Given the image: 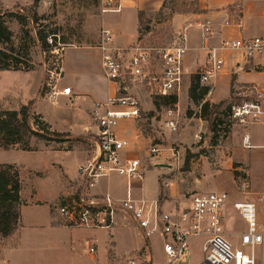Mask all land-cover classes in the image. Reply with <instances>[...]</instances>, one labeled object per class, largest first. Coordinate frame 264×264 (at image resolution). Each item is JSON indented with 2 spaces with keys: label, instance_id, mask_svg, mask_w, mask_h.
Returning a JSON list of instances; mask_svg holds the SVG:
<instances>
[{
  "label": "crops",
  "instance_id": "1",
  "mask_svg": "<svg viewBox=\"0 0 264 264\" xmlns=\"http://www.w3.org/2000/svg\"><path fill=\"white\" fill-rule=\"evenodd\" d=\"M124 1L120 12L105 15V26L114 33L115 44L121 47L132 45L138 40L139 12H157L165 0ZM235 1L199 0L201 9L199 13L179 14L173 18L175 29L180 24L182 26L188 23L191 25L190 31L194 29L196 32L193 35L189 33L188 36V52L185 57V70L188 74L196 73L202 65L206 66L209 53L213 49L218 56H223L226 60L223 71L218 75L224 84L225 93L217 98L220 90L218 78L215 77L216 79L213 78L208 83L210 91L205 101L212 104H219L227 100L233 89L237 96H245L251 93L249 89L252 88V84L257 83L264 87V72L255 71L258 68L264 71L262 60L254 58L247 61L240 51L220 50L222 44L227 41L264 36V16L261 13L264 8V0H245L248 7L256 10V14L245 15L243 23L237 24L229 20L230 12L227 9ZM207 22L210 23L214 34L206 39L200 24L205 25ZM85 49L91 48L69 47L61 55V81L71 88V96L62 95L60 91L54 98L38 97L35 94L31 98H27V101L35 100V114L40 115L42 120L50 125L52 131L73 136L68 137L59 145L64 146L67 143L71 145L55 147V144H51L53 143L51 142L43 144L36 151L0 149V154L3 157L0 159V164L19 168L23 203L21 219L14 234L6 238L0 236V264H111L113 262L116 264L114 258L120 255L121 248L125 245L133 246V253H136V256L144 248H149L153 262L155 255L166 257L163 240L162 248L154 250L152 239L158 235L146 241L141 230L125 213L117 215V222L110 229H85L67 226L56 212L55 205L60 199L72 197L79 191V168L97 153L96 142L95 146H89L80 140L85 135V129H89L94 124L91 116L94 106L96 103H106L114 93L112 85L103 76H99L103 81L102 87L96 86L98 85V75L95 73V69L93 70L88 65L82 53ZM68 66L69 68H67ZM233 74L235 75L234 82H232ZM39 84L40 81L36 87L38 90ZM190 102L189 98L188 104H193ZM144 107L152 109L149 103L144 104ZM93 127L96 130L95 125ZM132 127V123L124 122L120 131L133 138L135 131L132 130ZM256 127L258 126L244 129V134H250L256 147L242 149L240 146L241 143L243 145V134L241 139H235L238 148L235 149L233 156L234 162L241 165L235 169L241 172L239 178L244 176L240 169H244L243 171L247 174L252 190L249 197L252 199L258 198L264 188V150L261 148L264 140L255 141L252 130ZM250 150L263 152L261 172L258 170L254 157H236L238 151L245 153ZM171 166L173 167V165ZM154 168H157L154 184L152 185L150 182L149 184H136L132 190L133 195L146 201H157L161 213H171L175 209L188 207V202L185 205L182 202L177 187L173 186L170 189L174 185L173 180L164 178L168 183V192L165 189L166 192L163 196L161 195V177L168 174V171H166V167H162L161 163L154 165ZM235 170L226 169L231 175L233 189L216 190L231 192L232 202L242 198L240 193L238 195L236 192L238 185L234 180ZM221 171L223 170H219L217 173ZM42 183L46 184L44 189L38 186H42ZM203 190L204 192L211 191L205 187ZM107 192L117 199H124L127 195V181L117 176L103 178L92 191L96 196ZM232 214L236 213L230 208L225 220V229L228 233L232 231H228L226 223ZM199 239H193L191 246L194 249L196 246L200 247L202 253L204 240L201 239L200 242ZM92 248L95 250L93 253L90 252Z\"/></svg>",
  "mask_w": 264,
  "mask_h": 264
},
{
  "label": "built area",
  "instance_id": "2",
  "mask_svg": "<svg viewBox=\"0 0 264 264\" xmlns=\"http://www.w3.org/2000/svg\"><path fill=\"white\" fill-rule=\"evenodd\" d=\"M124 0H102L104 14L121 11ZM205 38L214 31L207 22L200 24ZM191 25L186 23L172 31L165 41H149L148 32L127 47L117 46L114 33L104 26L99 35L96 49L100 54L101 69L105 79L112 85L114 93L106 103H96L92 119L96 127L97 153L79 168L80 189L72 197L62 198L55 205L56 212L70 227L85 229H110L117 222V215L125 213L141 230L146 241L160 236L164 244L166 263L173 264L189 255L193 239L204 240L203 260L199 264H260L258 251L264 252V188L258 198H250L249 179L245 171L240 178L238 192L241 199L232 202L230 194L224 191L193 193L187 199L188 207L161 213L157 201L136 198L132 190L136 184H143L146 162L134 156V140L121 132L122 123H132L135 138L150 141V161L161 156V143L154 136H144L143 117L146 112L157 113L152 122H157L170 133H178L182 94L187 85L185 57L188 52V36ZM146 36V37H145ZM220 50L240 51L247 61L258 58L264 63V36L224 42ZM213 49L208 62L199 72L201 84H208L224 69L226 60ZM257 91L256 98L232 106L231 118L244 129L250 126L264 127V91ZM71 96L70 87L61 91ZM176 99L174 104L164 103ZM149 103L152 109L146 110ZM86 131L89 129H85ZM201 140V136L197 135ZM243 146H256L250 134L243 136ZM264 150V144L261 146ZM151 164V163H150ZM113 176L127 181V195L115 198L110 192L96 196L92 193L99 181ZM167 188L168 183L163 182ZM232 209L245 224L244 231L233 236L226 232L225 220ZM149 247V245H147ZM95 250L92 248L90 252ZM129 264H136L131 260ZM138 264H155L151 256Z\"/></svg>",
  "mask_w": 264,
  "mask_h": 264
},
{
  "label": "rangeland",
  "instance_id": "3",
  "mask_svg": "<svg viewBox=\"0 0 264 264\" xmlns=\"http://www.w3.org/2000/svg\"><path fill=\"white\" fill-rule=\"evenodd\" d=\"M33 2L34 0H0V12L10 11L19 14L29 13ZM180 4H182L184 9L191 7L194 9L198 8V12H184V10H182L179 13L167 9L164 16L160 17L156 15V12H145L146 15L143 20L145 22L151 20V33L147 36V40L151 42L165 41L175 29L173 26V18L176 15L197 14L201 11L199 0H180ZM247 4L248 3H246L245 0H236L227 7L230 12L229 20L236 24L243 23L242 20L245 15H255L256 10H253L252 7H248ZM261 13L264 16V8H262ZM38 14L40 17H43V19L36 26V29L43 30L47 35H50V33H56V46H52L51 51L44 52L41 48V44L35 42L30 50L33 65L31 71L0 72L1 111L19 110L22 105H27L30 101H35H27V98H31L34 94L38 97L54 98L60 91L68 87L65 82L61 81V55L64 50L69 47L91 48L85 49L82 53L86 58L88 65L91 66L93 70L95 69V73L98 75V85L96 86L99 88L102 87L103 81L99 76L104 77V74L101 69L99 52L96 50L100 31L105 26V15H107L102 12V0H41L38 5ZM9 26L14 33L17 44L23 48H27L28 42L25 40L22 33L24 28L19 20L16 18L9 19ZM180 26L181 24L178 25L177 28ZM26 28L32 29L33 25L29 23ZM194 33L196 34L195 30L192 29L190 35H193ZM51 37L52 36L48 38V42L50 45H54V43L52 44ZM205 67L206 66L202 65L194 74L187 73V85H191L194 78L193 76L202 72ZM67 68H69V66ZM255 71L264 72L263 69L260 68ZM216 78L220 80L218 82L220 88L218 93L219 97H217L220 98L225 93V89L223 90L224 84L221 81V78L218 76ZM232 79V82H234V74L232 75ZM39 81L40 84L38 90L36 87ZM208 85L209 84H203L202 86L206 87ZM251 86L258 91L264 90V87L257 83L252 84ZM231 92V96L227 100L221 102L224 103V106L221 107L222 113L218 116L219 122L217 131L215 132L211 129L210 122H206L200 118L201 106L188 104L189 98H187L186 91L181 97L183 101L181 102L182 110L180 112L178 133H170L164 129V126L159 127L156 121L152 122V119L157 116V113H145L143 120L140 122L143 125L142 129L144 136L146 138L148 136H154L157 140L156 143H161L162 147L160 148L161 156L157 160L150 161V141L147 139L144 140V138L136 139L134 137V132V156H138L143 162H146L147 165L149 164L148 170L145 171L143 180L144 184H149V182L152 183V185L154 184L155 171L157 170V168H154V165L161 163L162 167H166V171H168V174L161 177V195L163 196L164 192H166L165 189H167L163 185V182H165L164 178L173 180L174 185H172L170 189H172L173 186L174 188L177 187L176 189L179 191L184 205L193 193H208L204 192V187L210 189L212 192L222 188L227 190L233 189L231 175L226 169L233 171L241 166L234 162L233 156L236 151L235 149L238 148L235 144V139H241L245 131L237 121H234L231 118V115L229 116V113L228 111L226 112L225 108L230 105H239L255 99L257 91L253 90L252 93L245 96H237L234 89ZM34 109L35 105L32 106L31 113H35ZM94 125L95 124L91 125L89 130H85V135L80 138L81 142L87 143L89 146H95L97 138L96 130L93 127ZM132 128V130H134V127ZM252 133L255 137V141L259 142L264 140V127L258 126L252 130ZM69 135V137H73L71 134ZM197 135H200L202 139H197ZM67 139L68 136H64V140ZM43 144L46 143L33 139L31 147L33 149H39ZM51 144H55V147H69L71 145L70 143H67L63 146L59 145L61 143L56 142ZM240 147L244 149L242 143ZM240 156L254 157L256 159L258 170L261 172L263 165L262 151L250 150L245 153L238 151L236 157L239 158ZM0 159H3L1 154ZM171 165H173V167ZM219 170L223 171L217 173ZM240 170L243 171L244 169ZM238 171L239 170L234 171V180L239 186V177L241 176L239 173L241 172ZM214 176L216 177L214 178ZM38 186L39 188L44 189L46 184L42 183V186ZM251 191L250 188V192ZM236 192L237 194L239 193L238 189ZM229 194L231 197V192ZM226 224L227 229H229L228 231H232L230 233L227 232L230 237L233 236V233L241 232L245 229L244 222L236 214H232ZM15 231L16 228L12 231L11 235H13ZM198 241L201 242L202 240L199 239ZM152 248H154V250L162 248V238L160 236L152 239ZM262 253L264 252L260 250L258 251L260 257L262 256ZM136 255V253H133V246L125 245L121 248L120 255H117L114 260L117 262L116 264H129L131 260H134L136 264H138L147 259L148 256H151L152 258L149 248H144L143 251L139 252L138 256ZM166 261V257H161L159 255H155L154 257V262L158 264H164ZM195 261H198V263H195ZM200 261H202L201 248L196 246L194 249L191 246L189 255L181 257L173 264H199ZM260 264H264V257L263 260L260 261Z\"/></svg>",
  "mask_w": 264,
  "mask_h": 264
},
{
  "label": "trees",
  "instance_id": "4",
  "mask_svg": "<svg viewBox=\"0 0 264 264\" xmlns=\"http://www.w3.org/2000/svg\"><path fill=\"white\" fill-rule=\"evenodd\" d=\"M41 0H34L29 13L19 14L15 12H0V72H28L33 69L30 50L35 42L41 44L44 52L51 51L52 46H56V33L47 35L43 30L36 29V26L43 19L38 14V5ZM167 9L174 12L184 10V12H198V8L184 9L180 0H165L163 6L156 12L157 16H164ZM145 12H139V38H142L150 29L151 20L144 21ZM16 18L21 23L22 33L28 42V47L23 48L17 44V40L9 26V19ZM31 23L32 29L26 28ZM51 37L52 44L48 42ZM192 85L189 91V97L194 105L201 106L200 118L211 123V129L217 131L219 122L218 116L222 113L221 107L224 103L212 104L205 101L209 94L210 88L202 86L200 75H194ZM171 101L164 103L166 106L174 104ZM35 101L22 105L19 110L1 111L0 110V149L36 151L33 149L32 141H41L45 143L64 142V136H70L65 133H58L51 130L49 124L42 120L40 115L31 113ZM229 116L232 114V105L226 107ZM225 112V111H224ZM70 140V139H69ZM22 181L19 168L13 165L0 164V236L3 238L11 235L12 231L17 228L21 219V200Z\"/></svg>",
  "mask_w": 264,
  "mask_h": 264
},
{
  "label": "water",
  "instance_id": "5",
  "mask_svg": "<svg viewBox=\"0 0 264 264\" xmlns=\"http://www.w3.org/2000/svg\"><path fill=\"white\" fill-rule=\"evenodd\" d=\"M63 76V75H62Z\"/></svg>",
  "mask_w": 264,
  "mask_h": 264
}]
</instances>
